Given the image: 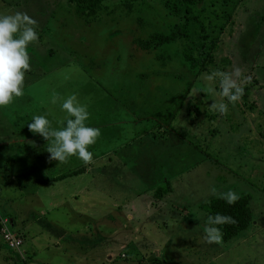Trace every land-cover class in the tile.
Wrapping results in <instances>:
<instances>
[{
  "label": "rangeland",
  "instance_id": "rangeland-1",
  "mask_svg": "<svg viewBox=\"0 0 264 264\" xmlns=\"http://www.w3.org/2000/svg\"><path fill=\"white\" fill-rule=\"evenodd\" d=\"M204 3L231 12L233 22L220 34L210 71L197 76L164 130L168 125L157 127L153 105L167 93L173 104L183 81L193 77L167 56L177 44L156 52L135 44V37L175 22L164 0H103L89 19L68 0H0V16L26 13L39 37L27 49L24 95L0 107V137L35 141V154L48 158V141L28 125L44 115L54 128L60 120L66 126L62 104L72 95L87 106L86 126L100 130L89 147L93 163L72 156L32 171L56 172L48 183L21 187L0 168V213L15 220L9 226L23 239L18 252L0 235V264H15L16 252L26 264H264V0ZM237 68L240 85L254 77L262 86L251 88L252 107L217 95L228 105L222 115L210 108L214 98L199 92L207 84L218 94L220 79L203 77ZM53 94L60 97L55 104ZM0 148V156L17 153ZM78 167L79 173L65 175ZM165 183L170 191L156 198L153 191ZM213 187L217 195L249 194L254 217L222 244L203 240L209 214L201 203L215 196ZM76 189L86 191L72 193Z\"/></svg>",
  "mask_w": 264,
  "mask_h": 264
},
{
  "label": "clouds",
  "instance_id": "clouds-1",
  "mask_svg": "<svg viewBox=\"0 0 264 264\" xmlns=\"http://www.w3.org/2000/svg\"><path fill=\"white\" fill-rule=\"evenodd\" d=\"M36 23L26 13L21 12L0 16V107L8 106L14 98L24 95L25 73L30 70V55L27 49L29 44L39 39L34 27ZM240 74L237 68L232 73L215 71L203 77L205 81H212L216 77L220 79L221 91L218 94L207 84L199 90L214 98V102L210 105L213 111L222 115L228 112V105L218 102L217 95L227 98L233 105L241 99L244 89L237 82ZM59 99L57 94H53L51 102L55 104ZM62 110L67 114L66 126L65 120H60L58 121L60 127L54 128L52 122L44 115H36L33 122L28 125L29 130L48 141L46 150L50 153L48 157L50 161L67 163L70 157L76 156L85 165L93 163V153L89 151V147L96 143L100 130L86 126L89 118L87 106L81 105L77 97L72 95L64 100ZM211 193L217 195L215 187L211 189ZM218 198L229 205H234L240 196L230 189L219 193ZM234 223H236L235 219L229 215L217 213L207 216L204 221V242L222 244L223 233L218 226Z\"/></svg>",
  "mask_w": 264,
  "mask_h": 264
},
{
  "label": "trees",
  "instance_id": "trees-1",
  "mask_svg": "<svg viewBox=\"0 0 264 264\" xmlns=\"http://www.w3.org/2000/svg\"><path fill=\"white\" fill-rule=\"evenodd\" d=\"M68 1L73 4L76 13L85 19H89L97 14L103 2V0ZM220 3L226 5L228 0H220ZM125 6L126 8H124L130 12L132 9L131 3L127 4L125 2ZM164 6L167 9V14L175 18V22H173L168 30L151 31L146 36L135 37V44L141 49H156L155 52L166 51V44H177L171 51L167 50L169 60L173 57L176 58L179 65L186 67L188 72L193 74V77H188L183 81L185 82L183 90L173 96V104L170 102L167 103L169 96V93H167L164 95V99L160 97L158 103L153 105L152 110L154 115L160 120H157V127L168 125V127L164 128L166 130L169 129L171 120L176 117L182 108L197 76L201 72H209L210 66L215 63V52L219 47L220 34L225 31V28L230 22H233V15L227 10L222 11L216 7L207 8L204 0H164ZM216 32L217 35H214ZM181 40V45H178ZM160 56L158 55V59ZM217 70H221V68H217ZM256 83L257 87L262 86L261 83H258V80L250 77L247 83L241 85L244 89V94L240 100L246 106L250 105L252 107L248 100L250 98L251 88ZM224 100L226 102L228 101L227 98H224ZM236 104L239 106V102ZM195 109L199 112L198 107ZM162 119L164 121H161ZM79 171L80 168L78 167L64 172L65 175H74L79 173ZM169 191L170 185L165 183L156 187L153 195L156 198H161ZM239 196L240 199L234 205L227 204L223 199H219L218 195L212 196L207 201L201 203V207L209 215L219 213L229 215L235 219L236 223L234 224L218 226L223 233V240H227L237 235L243 229H246V227H249V224L254 219L248 206L249 194L242 193ZM1 216L4 215L0 213ZM7 247L10 248L9 246ZM16 254L17 260H15V264H26V259H23L19 253L16 252Z\"/></svg>",
  "mask_w": 264,
  "mask_h": 264
},
{
  "label": "crops",
  "instance_id": "crops-1",
  "mask_svg": "<svg viewBox=\"0 0 264 264\" xmlns=\"http://www.w3.org/2000/svg\"><path fill=\"white\" fill-rule=\"evenodd\" d=\"M11 112H9V115L13 117V114H11ZM29 135L34 139L37 137V135H32V134ZM4 140L5 138L0 137V147L2 146L4 147V152L6 150H10L9 148H11L12 150L13 149L17 150V153H10L7 155L4 153L3 155L0 156V168L1 170L5 171L9 176L11 175L10 176L12 177L11 180H14V182H18V185H20L21 187H25L26 184L32 185L30 183H34V184L39 182L48 183L51 180H55V178H52V176H54L56 172L49 175L48 172L50 169L47 170L48 176L47 175L44 176V173L39 174V176H37L35 175V173L32 172L36 168L41 169L42 167H45L46 164L52 163V161H50L47 157L46 158L44 157L45 154L43 155L40 153H38V155L35 154L36 148L32 146L36 144L35 141H30L28 143L25 140L19 139L16 142L12 143L11 141L5 142ZM50 165L52 166L54 164H50ZM63 178H57V179H63ZM74 191H86V190L76 189V190H72V193ZM9 219H10V224L15 225V220L13 218H9Z\"/></svg>",
  "mask_w": 264,
  "mask_h": 264
},
{
  "label": "built area",
  "instance_id": "built-area-1",
  "mask_svg": "<svg viewBox=\"0 0 264 264\" xmlns=\"http://www.w3.org/2000/svg\"><path fill=\"white\" fill-rule=\"evenodd\" d=\"M0 235L7 246L21 252L22 236L10 228L9 219L6 216H1L0 218Z\"/></svg>",
  "mask_w": 264,
  "mask_h": 264
}]
</instances>
